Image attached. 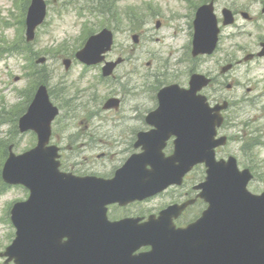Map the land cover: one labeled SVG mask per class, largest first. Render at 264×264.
Instances as JSON below:
<instances>
[{"label":"rangeland","instance_id":"obj_1","mask_svg":"<svg viewBox=\"0 0 264 264\" xmlns=\"http://www.w3.org/2000/svg\"><path fill=\"white\" fill-rule=\"evenodd\" d=\"M149 1L152 8L157 10V12H161L163 16L167 15L169 11L167 6H174L175 10L179 11L173 18L172 15L170 16L175 25L182 26L180 29L181 36H176L175 40L172 37L173 43L170 40L163 43L159 42L161 37L164 38L167 34H172L174 28L169 29L168 25L166 28L156 29L155 25L157 22L153 18L148 21L151 14L146 13L145 7L147 6L143 5L141 0H49L51 5L49 6L50 13L47 21L38 28L34 42L28 45H26V41H20V39L15 38L17 27L13 29L12 25L11 28H9V25L7 26L10 42H19L17 47L10 48L9 45H6L5 48H9L12 52L4 51L0 55V250H5L14 238L15 229L10 223L12 205L15 202L27 199L29 195L24 187L5 184L1 178V170L6 160V154L1 149L5 144H13L16 153L29 149L36 144V136L33 133H21L18 130V110L21 108L22 102L26 100L29 91V81L22 74L25 76L28 69L32 71L34 79H36L35 71H42L45 74V78L49 80L48 85L53 92H57L55 88H63L61 91L63 98L67 100V95L72 98L70 107H67L59 95H54L56 104L58 103L57 105L61 107L63 115L59 118L61 121H58L54 128L56 132L53 143H57L65 149L66 154L69 156V163L71 159L74 161L73 156L78 152L75 146L77 142L73 143L72 139L78 137L86 138V135L83 136L81 131L76 129V124L80 119L88 117L94 122L97 116H102L113 119V121L121 118L122 123H129L132 118L130 127L128 124L106 125L112 128V131L107 128L108 134L113 138L121 139L119 144L110 151L113 154L110 157V162L117 166L121 165L129 156L131 148H129L128 144L132 139L130 129L144 127L145 117L157 107V100L153 103L152 98L156 97L162 86L173 82L187 86L192 71L216 73L214 85L209 90L212 92V99L229 98L239 102L237 106L231 108V111H234L237 117L236 120L234 123L230 122L227 124L223 130V133L228 134L231 138L225 149L222 150V155H234L243 164H247L249 158H252L251 160L254 162L255 172L258 177L249 188L254 192L259 191L258 193L264 191V132L255 136L257 141L250 140L255 137L244 136L242 133H247L249 130H243V123H241L243 114V121L252 118V126L264 129V119H261L258 111L250 105H245L250 104L245 101L248 96L253 98L258 94L259 89L264 90V59L249 64L247 69L243 65H239L229 72L226 77L219 76V68L215 64L216 59L214 58L197 61L190 60L191 58L186 60V41L189 38L186 36L187 26H189L191 20L190 16L193 6L202 2V0H182L181 2L179 0H146L147 3ZM219 1L221 4V0ZM228 1L232 3L231 6L237 7V10L253 7L251 12L254 14H258L262 7L254 0H234L235 3H233V0ZM17 3L16 0H0V13L11 24H15L16 19L20 17L24 8L22 4L19 9H16L15 5ZM100 5L114 12L115 16L107 19L106 17L111 14H101ZM130 6H135L138 20L143 21L142 23L147 22V25H144L139 30L141 32V43L138 46H134L135 44L131 37L134 32L138 31L135 27L134 30L129 28L130 22L127 20ZM77 8H82L86 12V16H89L91 11V13L97 14L99 18L91 14L93 16L92 25L84 37L83 29L80 26L81 20L77 18ZM11 13L13 14L11 15ZM103 20L104 22H101ZM111 20L116 25L117 49L113 52L114 56H109V58L115 57L116 59L118 56L129 58L116 71V75L119 78V80H114L116 84L113 87H108V85L98 87L100 84H96V81H93V77L97 75L100 77V67L89 66L85 70L82 67L83 63L76 60L71 70L65 72L62 62L64 56L73 52L71 54L72 57L74 51L79 48L80 44L91 33H98L104 28L105 24L111 25ZM248 24L243 20L242 16H239L238 26L241 25L242 28H247L249 27ZM261 24L263 25L264 21H261ZM19 26L21 27V25ZM21 29L19 36L22 37L25 34V29ZM250 29L259 35L261 32L264 34V29L263 31H257L254 29L253 24H250ZM240 30L243 31V29L239 28L236 37L231 36L228 42L225 41L221 44V49L229 44L230 47L236 48L231 51L234 61L243 59L246 53L257 46L256 39L254 40L247 35L243 36ZM235 31L237 29L232 28V32ZM44 56L47 57L48 61L44 64H36L38 58ZM148 62H151V64L148 65ZM146 77H149L147 83L145 81ZM257 80L261 81L258 84V90L250 94L251 91L248 92V87L254 90V82H257ZM225 81H227L225 86L220 85L224 84ZM228 83L233 84V88L230 91L226 89ZM86 88L88 90H85ZM110 88L112 91L108 90ZM112 94L122 98V109L120 111L102 112V104H98L99 101ZM262 100L264 101V95ZM252 102V104H258L257 99H252ZM82 104L85 105L81 107ZM93 116L96 117L93 118ZM73 133L77 134L72 136ZM69 134L71 139L68 138ZM246 153L249 156H246ZM100 154V151L96 152L94 157L85 154L88 160H92V162L86 161L82 157L76 159L75 162H82L83 166L87 165L95 174L102 175L108 172L110 167L105 165V162L108 161L104 160V158H99ZM101 164L105 165L106 169H99ZM200 173L199 171V175ZM193 175L196 177V172ZM180 191L178 190L171 196L153 200L150 206L156 209L163 204L162 207H164L172 202L174 197L180 196L178 194ZM198 212L199 207L189 213L183 223L192 221L198 215ZM186 220L188 221L185 222ZM4 260L5 258H1L0 264H6Z\"/></svg>","mask_w":264,"mask_h":264},{"label":"water","instance_id":"obj_2","mask_svg":"<svg viewBox=\"0 0 264 264\" xmlns=\"http://www.w3.org/2000/svg\"><path fill=\"white\" fill-rule=\"evenodd\" d=\"M206 83L204 76L193 77L192 91L185 94L184 103L179 104L178 108L168 106L165 113L167 123L175 126V134L181 139L180 146L179 143L177 145L179 152L194 146L195 158L207 162L209 186L217 191L216 196H212L213 203L217 202V195L220 194L228 195L229 201L214 211L211 207L204 218V226L181 230L182 233L176 235V238L187 236L184 248L176 245L175 230L166 215L152 220L147 232L126 224L124 227L127 231L122 228L123 225H116L104 228L105 233L100 234L106 223L92 209L84 210L85 186L57 178L51 196L45 201L48 205L45 235H32L33 240L44 238L46 246L37 255L28 251H24V254L31 259L52 253V247L61 246V238L68 236V247L56 252L66 254V258L56 264H92L90 258L99 254L98 247L112 250L115 263L109 260L104 264H131V260L123 257V254L135 245L132 241L138 242L136 247L145 244L152 246L151 251L136 256L134 264H264V198L252 196L246 191L244 175L237 170L233 159L228 163H214L211 148L213 144L216 145L214 136L217 125L221 124V117L212 112L214 109L209 108L205 98L194 95ZM46 141L47 135L43 137L42 144ZM188 163L189 160L186 161ZM45 168L46 160L35 173L27 171L25 175L38 178L40 188V172ZM34 202L38 204V198ZM213 213L217 214L215 218ZM87 248L94 249V254Z\"/></svg>","mask_w":264,"mask_h":264},{"label":"flooded vegetation","instance_id":"obj_3","mask_svg":"<svg viewBox=\"0 0 264 264\" xmlns=\"http://www.w3.org/2000/svg\"><path fill=\"white\" fill-rule=\"evenodd\" d=\"M213 1L215 2L216 0H213ZM254 1H256V3H258L259 6H262V7L264 6L263 0H254ZM230 6H231V3H230ZM231 8L233 9L234 12H242V10H237V7H235V6H231ZM251 8H253V7H251ZM251 8H248V7L243 8V13H249V15L251 16L250 17L251 19L243 18V20L246 21L247 23H252L254 25H258L255 30L263 31L264 28L259 26L261 21H264L263 12L261 11L260 14L255 15L251 12ZM246 35L251 36L254 40L256 39L255 42H256V44L259 43L258 44L259 46H261V43H264V34L262 32L259 35L257 32H249L248 27L247 28L243 27V36H246ZM257 58H259V57H255L253 60H255Z\"/></svg>","mask_w":264,"mask_h":264},{"label":"bare ground","instance_id":"obj_4","mask_svg":"<svg viewBox=\"0 0 264 264\" xmlns=\"http://www.w3.org/2000/svg\"><path fill=\"white\" fill-rule=\"evenodd\" d=\"M134 26L137 29V31L142 28L140 25H137V24H135Z\"/></svg>","mask_w":264,"mask_h":264}]
</instances>
